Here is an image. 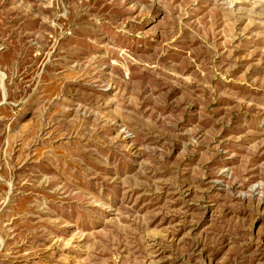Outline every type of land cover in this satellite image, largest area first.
Returning a JSON list of instances; mask_svg holds the SVG:
<instances>
[{"label":"rangeland","instance_id":"obj_1","mask_svg":"<svg viewBox=\"0 0 264 264\" xmlns=\"http://www.w3.org/2000/svg\"><path fill=\"white\" fill-rule=\"evenodd\" d=\"M0 264H264V0H0Z\"/></svg>","mask_w":264,"mask_h":264}]
</instances>
